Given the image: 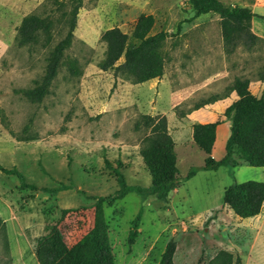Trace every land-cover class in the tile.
Segmentation results:
<instances>
[{
    "label": "rangeland",
    "instance_id": "374dc122",
    "mask_svg": "<svg viewBox=\"0 0 264 264\" xmlns=\"http://www.w3.org/2000/svg\"><path fill=\"white\" fill-rule=\"evenodd\" d=\"M220 1L264 14V0ZM82 3L65 51L82 73L71 76L60 66L49 93L35 103L16 91L40 78L49 46L42 41L17 46V27L27 14L52 13L54 43L65 33L62 11L52 12L47 0H0V166L15 167L35 186L21 187L14 174L0 172V264L55 263L93 227L99 203L115 264H158L170 240L175 242L173 264H237V259L238 264H264V206L257 216L239 219L221 203L224 189L233 183L264 182V168L250 167L235 155V168L203 171L205 155L190 136L195 123L221 121L212 156H224L230 133L224 110L235 100L229 86L239 77L249 80L257 97L264 88V20L251 21L261 39L257 45H239L227 53L218 16L193 17L187 0ZM141 14L153 15L152 34L163 30L168 36L162 77L136 84L113 71L102 72L97 63L105 50L102 33L113 27L129 33ZM214 95L216 102L195 108ZM141 115L166 118L179 175L189 168L197 172L170 192L167 205L130 192L109 206L107 196L117 183L105 161L128 184L150 185L139 155L147 132L135 128ZM60 185L64 188L55 195L42 190ZM140 210L138 234L128 244L130 223Z\"/></svg>",
    "mask_w": 264,
    "mask_h": 264
},
{
    "label": "trees",
    "instance_id": "16d2710c",
    "mask_svg": "<svg viewBox=\"0 0 264 264\" xmlns=\"http://www.w3.org/2000/svg\"><path fill=\"white\" fill-rule=\"evenodd\" d=\"M187 1L193 11V17L210 13L218 16L223 48L227 53L232 52L239 45L250 49L260 42L261 39L251 30V21L254 17L264 20V14L259 16L248 7L226 5L220 0ZM47 2L53 7L52 12L62 11L60 21L62 20L65 26L63 37L52 43L55 25L52 13L46 15L30 13L21 19L14 39L17 46L35 45L40 41L43 42L42 46H49L40 78L32 87L16 91L35 103L41 102L49 93L60 66L64 65L71 76H79L82 73L77 60L67 58L65 51L71 45L78 11L82 7L83 0H47ZM154 23L153 15L141 14L132 24L129 33L117 27L105 30L100 37L105 50L97 63V68L102 72L113 71L114 74L128 77L136 84L160 79L165 64L162 47L168 34L163 30L152 34ZM261 78L264 81V69ZM229 90L235 94V100L224 110V118L230 122V133L225 144V154L220 160L212 157V149L216 128L221 121L195 123L191 126L192 141L205 155L200 169L217 171L220 167L235 168L238 165L235 155L250 167L264 168V88L257 97L251 92L248 79L236 77ZM217 100L218 96H211L195 108L199 109ZM140 127L147 132L141 141L139 155L147 167L150 185L142 187L128 184L124 175L105 161V165L114 172L117 183V188L107 196L106 204L109 206L130 192L153 197L167 205L170 192L175 190L181 181L192 178L197 172V169L189 168L184 177L179 175L174 141L164 116L141 115L135 123V128ZM9 134L13 135V131ZM0 172L5 175L14 174L21 187L35 189V186L28 184L15 167L0 166ZM63 188L64 186L60 185L57 188L42 190L55 195ZM221 203L228 206L233 215L239 219L255 217L263 208L264 182L233 183L224 189ZM140 218L141 210L130 223V230L127 233L128 244H132L138 234ZM2 225L0 221V226ZM174 251L175 242L170 240L158 264H173ZM238 261L239 259L237 264ZM53 264H115L101 203L96 206L93 227Z\"/></svg>",
    "mask_w": 264,
    "mask_h": 264
},
{
    "label": "crops",
    "instance_id": "0c3cea01",
    "mask_svg": "<svg viewBox=\"0 0 264 264\" xmlns=\"http://www.w3.org/2000/svg\"><path fill=\"white\" fill-rule=\"evenodd\" d=\"M215 140H216V135H215ZM214 145H215V142H214ZM213 150H214V146H213V149H212V155H213ZM213 157V156H212ZM175 190H177V189H175ZM263 206H264V203H263ZM261 213V212H260ZM259 213V214H260Z\"/></svg>",
    "mask_w": 264,
    "mask_h": 264
}]
</instances>
